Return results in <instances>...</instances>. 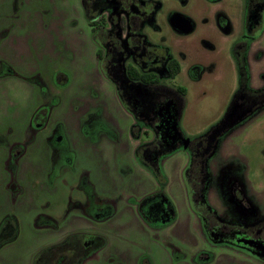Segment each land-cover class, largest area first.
<instances>
[{
    "label": "rangeland",
    "instance_id": "obj_1",
    "mask_svg": "<svg viewBox=\"0 0 264 264\" xmlns=\"http://www.w3.org/2000/svg\"><path fill=\"white\" fill-rule=\"evenodd\" d=\"M179 11L233 17L229 39L208 32L212 18H194L196 32L185 40L201 63L213 64L200 82H180L186 106L179 125L193 140L220 122L237 89L228 47L240 35L243 1L187 0ZM201 38L216 52L196 48ZM95 52L83 0H0V226L9 219L15 227L14 238L0 246V264H34L38 254L79 234L105 240L84 264H264L206 240L187 199L185 149L162 161L164 187L137 162V144L152 135L133 139L132 120L103 79ZM248 62L253 86L264 87V36L251 45ZM41 108L46 116H35ZM208 167V201L222 220L264 221V110L221 138ZM234 177L247 208L230 197ZM156 193L175 210L174 221L160 227L138 212Z\"/></svg>",
    "mask_w": 264,
    "mask_h": 264
},
{
    "label": "flooded vegetation",
    "instance_id": "obj_2",
    "mask_svg": "<svg viewBox=\"0 0 264 264\" xmlns=\"http://www.w3.org/2000/svg\"><path fill=\"white\" fill-rule=\"evenodd\" d=\"M207 1L216 4L221 0ZM242 1L240 35L232 39L228 47V56L236 68L237 89L220 122L206 134L194 138L198 140L192 144V139L184 135L179 125L186 106V90L180 82H200L206 73L212 72L213 64L201 63V58L185 40L196 32L194 18H212L211 24L208 19L203 21L207 26L210 24L208 32L229 39L234 29L230 19L233 17L222 12L202 16L182 13L179 10L187 0H87L90 18L86 20L96 47V60L103 79L114 89L121 112L132 120L130 131L133 129L141 136L151 134L152 139L154 134H160L165 144L183 149L188 140L185 149L188 162L191 151L200 153L206 159L208 174L209 160L221 138L264 110V93L259 100L255 98L264 87L253 86L248 62L251 45L264 36V0ZM199 41L196 48L216 52L215 46L207 39ZM244 60L248 79L243 83L239 65ZM182 73L185 77L180 80ZM43 113L41 117L47 114L43 116ZM228 181L232 201L249 207L238 179L234 177ZM208 182L205 202L214 210L219 225L212 227L213 237L209 238L202 219H198L206 240L212 245L233 247L264 260V249L252 250V245L258 243L264 247V221L256 226H245L222 220L208 201ZM149 208L154 215L159 214L153 204ZM10 235V228H1L0 246L8 242Z\"/></svg>",
    "mask_w": 264,
    "mask_h": 264
},
{
    "label": "trees",
    "instance_id": "obj_3",
    "mask_svg": "<svg viewBox=\"0 0 264 264\" xmlns=\"http://www.w3.org/2000/svg\"><path fill=\"white\" fill-rule=\"evenodd\" d=\"M84 13L86 18H90L87 10V0H83ZM240 80L246 82L248 79L247 66L245 60L240 63ZM264 90L255 94V98L259 100ZM47 113V109L41 108L36 115ZM131 136L138 141L141 134L131 129ZM210 137V135L206 136ZM197 139L190 140L192 144ZM180 146L165 144L163 136L154 134L152 141L139 143L136 146L135 158L137 162L146 169L155 179V181L164 187L167 184L165 175L162 172L161 163L163 160L175 153ZM184 183L186 188L187 199L191 211L196 215L197 219H202L203 227L209 238H212V227L219 225L214 210L207 206L205 202V190L208 180V169L206 159L200 156V153L191 151L190 158L184 170ZM153 204L157 207L158 215H154V211L150 210ZM141 218L152 226H165L172 223L175 219V210L170 200L161 193L153 194L145 198L138 207ZM225 226V225H224ZM11 229V235L7 241H11L15 235V227L13 221L7 219L0 226ZM105 245L102 237L94 235H71L60 244L50 247L40 254L34 260V264H84L86 260L93 257Z\"/></svg>",
    "mask_w": 264,
    "mask_h": 264
},
{
    "label": "water",
    "instance_id": "obj_4",
    "mask_svg": "<svg viewBox=\"0 0 264 264\" xmlns=\"http://www.w3.org/2000/svg\"><path fill=\"white\" fill-rule=\"evenodd\" d=\"M187 144H188V140H186L185 142H184V149H186V147H187Z\"/></svg>",
    "mask_w": 264,
    "mask_h": 264
}]
</instances>
